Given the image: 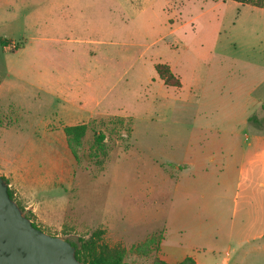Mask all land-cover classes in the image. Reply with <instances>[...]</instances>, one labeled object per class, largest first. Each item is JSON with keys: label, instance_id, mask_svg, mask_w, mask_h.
<instances>
[{"label": "rangeland", "instance_id": "1", "mask_svg": "<svg viewBox=\"0 0 264 264\" xmlns=\"http://www.w3.org/2000/svg\"><path fill=\"white\" fill-rule=\"evenodd\" d=\"M2 39L10 44L0 43V166L27 160L46 170L56 156L66 173L46 193L50 218L24 211L31 222L72 243L124 248L126 264L165 261L167 228L165 250L181 243L200 252V264H223L227 241L202 213L207 130L242 128L248 115L264 130V9L233 0H0ZM157 64L182 87L165 86ZM78 92L79 119L64 103ZM82 124L76 159L64 128ZM183 193L195 196L188 203ZM254 262L264 264L263 251L245 256Z\"/></svg>", "mask_w": 264, "mask_h": 264}, {"label": "crops", "instance_id": "2", "mask_svg": "<svg viewBox=\"0 0 264 264\" xmlns=\"http://www.w3.org/2000/svg\"><path fill=\"white\" fill-rule=\"evenodd\" d=\"M26 47L27 41L17 53L24 52ZM64 103L76 107L78 116L73 115L79 119V106H84L83 103L79 105V92L65 97ZM253 116L241 118L242 128L234 126L225 131L207 130L212 137L208 140L203 163L205 192L202 195V213L206 224L215 228L218 225L221 236L227 241L223 264H244L247 254L264 252V130L260 127V119ZM53 159L46 170L27 160H9L0 166V176L8 181L9 189L15 191L13 196L17 198L14 197L17 205L24 211L36 214L41 220L49 217V211L54 207L53 199L46 193L56 190L66 180L62 160H57L56 156ZM185 170H190V166ZM194 196L183 193L179 198L188 201ZM229 200H233V209ZM230 213L233 218L228 223ZM166 233L167 228L161 252L167 263L175 264L186 257H193L196 264H200L197 259L200 252L197 249L192 250V253L187 252L184 245L179 243V247L165 250ZM244 248H247L245 252Z\"/></svg>", "mask_w": 264, "mask_h": 264}, {"label": "water", "instance_id": "3", "mask_svg": "<svg viewBox=\"0 0 264 264\" xmlns=\"http://www.w3.org/2000/svg\"><path fill=\"white\" fill-rule=\"evenodd\" d=\"M8 188L0 176V264H85L69 241L35 228Z\"/></svg>", "mask_w": 264, "mask_h": 264}, {"label": "trees", "instance_id": "4", "mask_svg": "<svg viewBox=\"0 0 264 264\" xmlns=\"http://www.w3.org/2000/svg\"><path fill=\"white\" fill-rule=\"evenodd\" d=\"M242 5H251L257 8L264 9V0H233ZM1 46L6 48L10 41L2 39L0 41ZM19 49V48H18ZM155 70L159 78L163 81L165 86L181 88V80L174 75L170 66L167 64H157ZM1 83V80H0ZM122 122V119L120 120ZM88 126L85 124L68 126L64 128V132L71 148L73 155L78 159V149L80 150L83 146V141L86 137ZM105 142L106 136L104 134H98L95 137V146L101 151L105 152ZM6 181V179H5ZM8 185V181H6ZM10 197L14 200L13 192L8 188ZM24 212V210L21 208ZM28 217V216H27ZM28 219L31 221L30 217ZM35 228H38L34 222H32ZM40 229V228H38ZM41 230V229H40ZM163 237L161 238V241ZM72 246L75 248V256L77 260L85 264H126L124 262L126 250L124 248H110L105 244H100L94 239H82L80 238L78 243H72ZM154 264H171L167 263L161 259H156ZM175 264H196L193 257H186L183 261Z\"/></svg>", "mask_w": 264, "mask_h": 264}]
</instances>
